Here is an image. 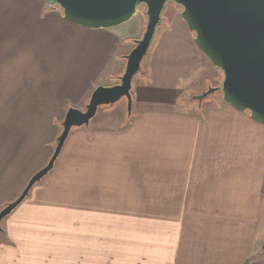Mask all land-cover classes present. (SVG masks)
<instances>
[{
	"label": "crops",
	"instance_id": "crops-1",
	"mask_svg": "<svg viewBox=\"0 0 264 264\" xmlns=\"http://www.w3.org/2000/svg\"><path fill=\"white\" fill-rule=\"evenodd\" d=\"M22 2L21 13L66 23L40 0ZM134 19L80 28L95 40L82 54L76 40L0 42V210L47 164L67 109L117 84L141 31ZM154 40L131 112L121 99L72 128L50 172L2 219L0 264H61L65 224L69 264H264V126L219 93L196 99L222 73L181 18ZM108 50L77 96L78 59L91 65ZM166 66L177 74L158 84Z\"/></svg>",
	"mask_w": 264,
	"mask_h": 264
},
{
	"label": "water",
	"instance_id": "water-1",
	"mask_svg": "<svg viewBox=\"0 0 264 264\" xmlns=\"http://www.w3.org/2000/svg\"><path fill=\"white\" fill-rule=\"evenodd\" d=\"M60 9L62 19L85 30H109L124 25L145 9L146 26L141 39L125 56L118 83L97 86L83 110L70 107L61 122V132L47 164L28 181L21 194L0 210L1 221L26 196L31 187L53 167L64 141L74 127L88 125L102 106L125 99L131 112V87L152 44L161 13L168 2L181 8L180 17L194 34V44L222 73L219 89H208L198 101L219 91L222 100L264 126V0H40Z\"/></svg>",
	"mask_w": 264,
	"mask_h": 264
},
{
	"label": "rangeland",
	"instance_id": "rangeland-1",
	"mask_svg": "<svg viewBox=\"0 0 264 264\" xmlns=\"http://www.w3.org/2000/svg\"><path fill=\"white\" fill-rule=\"evenodd\" d=\"M22 3H23L22 0L21 1L0 0V42H6L10 40L15 42L30 41V40L68 42L70 40L71 42H73V40L74 41L76 40L78 46V52H81L82 54V51L83 52L87 50L90 51L91 46L94 44L93 42L95 40L84 36L83 31L80 28L66 24L63 21L61 22L60 19L55 18V16H51L48 14H44L41 19L40 18L36 19V17L33 16L31 13H27V14L21 13V11L23 12L30 11ZM44 9L45 11H58V12L60 11V9L57 8L56 6H49L47 4L44 5ZM180 12H181V8L178 7L177 5L173 3L165 4L164 9L161 13L160 24L157 26L155 30L153 41H155L154 40L155 38L157 39V34L161 30V25L169 22L170 20L173 19L175 20V18L179 20L181 18ZM173 15H175V17H173ZM133 24H135V26L138 24L141 25V31L139 35H137V37L135 35V41H136L141 39L146 26L145 9L143 7H141L140 13L136 17V19H134ZM133 32L135 31H130L129 35H131V33L133 34ZM149 52L150 51H148L147 54H149ZM110 54L111 52L109 50L108 52L106 51L101 52L100 55L94 59V61L96 60L95 63H91V65L84 63L85 59L83 60L78 59L77 73L79 76V80L77 83V91H76L77 96L84 93L85 90L90 86L92 79L96 77L95 75L99 72L101 66L108 59ZM148 56L149 55H146V57L143 59L140 70H142L143 65L146 63L148 59ZM114 69H117V67L113 65L111 71H114ZM175 74L177 73L172 71L171 68H169V66H166L165 70L162 71H159V69L157 68L154 76L155 79L158 81L157 82L158 84L160 81L163 82V80H165L164 84H167L170 77L174 76ZM220 86H221V82L218 85H215L214 87H210L208 89H219ZM218 93L219 91H215L214 93L210 94L208 98H213L217 96ZM59 131L61 132V124L59 126ZM58 135L56 136V138L58 137ZM55 143H56V139L54 140L53 148H55ZM111 228L115 229V226H111ZM60 231H61V264H69L68 248H67L68 225L67 224L60 225Z\"/></svg>",
	"mask_w": 264,
	"mask_h": 264
},
{
	"label": "trees",
	"instance_id": "trees-1",
	"mask_svg": "<svg viewBox=\"0 0 264 264\" xmlns=\"http://www.w3.org/2000/svg\"><path fill=\"white\" fill-rule=\"evenodd\" d=\"M168 3H172V2H168ZM139 72H140V70L138 71V73H139ZM138 73H137V74H138ZM137 74H136V75H137ZM136 75H135V76H136ZM135 76H134V77H135Z\"/></svg>",
	"mask_w": 264,
	"mask_h": 264
}]
</instances>
